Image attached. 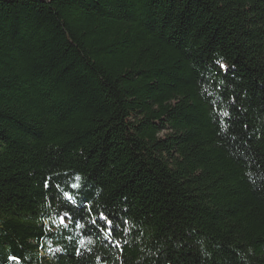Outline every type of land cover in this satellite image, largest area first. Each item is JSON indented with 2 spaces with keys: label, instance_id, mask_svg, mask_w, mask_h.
<instances>
[{
  "label": "trees",
  "instance_id": "obj_1",
  "mask_svg": "<svg viewBox=\"0 0 264 264\" xmlns=\"http://www.w3.org/2000/svg\"><path fill=\"white\" fill-rule=\"evenodd\" d=\"M0 264H264V0H0Z\"/></svg>",
  "mask_w": 264,
  "mask_h": 264
},
{
  "label": "snow or ice",
  "instance_id": "obj_2",
  "mask_svg": "<svg viewBox=\"0 0 264 264\" xmlns=\"http://www.w3.org/2000/svg\"><path fill=\"white\" fill-rule=\"evenodd\" d=\"M225 116H227V113H225L224 114ZM102 219H105V221H106V226H107V228H108V231L111 233L114 229H113V226H112V222H111V220H108L106 217H101ZM65 218L64 217H62L61 218V222H63V220H64ZM93 223L95 224V221H93ZM13 259H15V258H13Z\"/></svg>",
  "mask_w": 264,
  "mask_h": 264
},
{
  "label": "rangeland",
  "instance_id": "obj_3",
  "mask_svg": "<svg viewBox=\"0 0 264 264\" xmlns=\"http://www.w3.org/2000/svg\"><path fill=\"white\" fill-rule=\"evenodd\" d=\"M164 135V134H163Z\"/></svg>",
  "mask_w": 264,
  "mask_h": 264
}]
</instances>
